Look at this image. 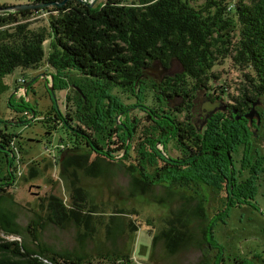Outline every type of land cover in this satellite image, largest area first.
<instances>
[{
  "label": "trees",
  "instance_id": "obj_1",
  "mask_svg": "<svg viewBox=\"0 0 264 264\" xmlns=\"http://www.w3.org/2000/svg\"><path fill=\"white\" fill-rule=\"evenodd\" d=\"M62 1L33 0L32 3ZM195 1L105 0L104 3L90 7L89 1L69 0L62 8L53 6L37 10L56 13L50 17L49 30L29 29L28 18L34 15L30 10L0 14V99L10 90L5 78L18 68H40L46 59L44 44L52 40L46 62L54 71L51 74L54 90L67 91V107L72 105L73 110L61 113L56 101L53 111L47 114L43 122H53L57 128L61 127L70 135V139L73 138L71 143L76 147L69 149L71 153L81 149L83 141L80 135L85 132V124L89 127L88 145H93L109 156L116 152L105 146L115 144L112 140L117 136L114 116L122 112L124 107H119L117 111L111 109L114 101L120 104L119 95L113 96L112 93L118 89L117 86L120 93L132 95L138 88L141 89L139 79L148 58L161 57L167 62L171 58L178 59L185 72L196 79L202 88H206L210 79L215 77L212 69L216 61L229 59L232 66L243 74V83L238 87L240 98H244L247 105L259 99L264 100V0H205V4L198 9L192 5ZM31 107L24 97L19 100L16 95L8 98V109L24 125L34 119L31 118ZM231 120L235 121L234 118ZM73 122L78 123L76 130L72 126ZM0 126L7 127V122L0 119ZM170 128L172 126L167 127ZM218 137V133L214 132L206 140V146L212 147L222 142ZM16 138L15 134L0 131V147L3 149L0 154L5 156L1 163L6 164V176L1 177L0 169L2 192L5 191L4 187L14 184L16 180V157L10 149ZM127 138L128 135L118 137L123 145ZM227 142L230 149L226 150L223 159H205L196 168V165H192L188 170L180 172L162 169L151 176L146 174L149 163L143 159L141 151L143 158L138 161V167H134L138 168L140 179L133 186L146 192L159 183L184 186L195 179L208 187L220 189L225 176L233 178L237 173L241 179L238 185L233 184L236 201L252 200L257 195L259 177L264 175V161H250L248 154L252 152L244 150L240 166L237 167L234 155L243 143L233 135L227 137ZM71 156L65 169L90 168L88 171H91L89 174L92 177L102 173L99 165L90 164V154ZM97 156L101 157V154ZM99 157L97 159H101ZM156 164L154 161L151 166ZM36 175L32 173L33 178ZM71 197L73 205L70 208L59 197H48L47 210L50 215L46 223L63 228L74 222L80 229H85L84 234L80 235L81 241H85V233L93 230V213L85 210L88 195L74 183ZM2 200L0 197V205ZM232 208L225 209L218 217L228 219ZM15 219V215L3 211L0 206V264H131L129 257L112 253L81 257L69 252L54 251L40 242V232L46 227L41 218L39 221L33 220L27 227L38 248V251L31 250L19 241L7 239L20 234V226ZM181 226L184 227L183 224ZM213 227L211 223L210 236L214 234ZM181 232L176 224H172L162 234L171 254H175L185 243V236ZM233 264H238V261Z\"/></svg>",
  "mask_w": 264,
  "mask_h": 264
},
{
  "label": "rangeland",
  "instance_id": "obj_2",
  "mask_svg": "<svg viewBox=\"0 0 264 264\" xmlns=\"http://www.w3.org/2000/svg\"><path fill=\"white\" fill-rule=\"evenodd\" d=\"M32 1L0 0V8L31 4ZM230 1L238 0L226 2ZM104 2L105 0H96L94 6ZM203 4L205 0H196L192 5L198 9ZM33 12L34 15L28 18L29 29L49 30L50 17L55 13L47 12L48 15L38 17L40 15L37 13L45 11ZM3 13L19 12H0ZM33 16L35 17L31 20ZM51 42L52 40H49L44 44L46 59L50 53ZM46 59L40 68H18L5 78L10 90L0 99V119L6 122L17 121V115L8 109V98L18 86H23V83H17V80L24 79L25 83H29L39 75L54 73ZM181 70L182 67L174 61L171 72ZM212 74L215 76L212 81L214 88L220 90L223 87L229 96H237L238 87L243 83V74L232 66L231 60L218 59ZM49 83V76L46 79L40 77L28 89L27 98L21 89L16 95L17 100L21 97L28 99L34 114L32 121L27 125L0 126V131L17 136L10 147L16 157V180L14 184L4 187V192L0 191V197L3 198L1 209L15 215V221L20 226V234L13 236L17 238L15 240L31 250L38 251L27 227L33 220L39 221L41 218L42 223L46 224L39 235L41 243L54 251L69 252L81 257L112 253L129 257L131 264H233L235 261H238V264H264V175L259 177L257 183L256 202L232 208L228 219L220 218L224 219V223L218 222L214 217L223 209H227L222 202L224 195L216 196L206 186L198 187L197 194L192 189L179 188L171 183H159L149 191L142 192L133 186L140 179L138 168H134L139 164V160L136 161L137 143H134L128 155L125 158L122 155L121 159L118 158L121 150L111 153L110 156L104 153L99 157L83 144L80 147L82 150L71 153L69 149L76 147L71 143L73 138L70 139V135L68 136L61 127L57 128L53 122H43L54 107V101L47 89V86L51 87ZM54 94L61 113L66 114L73 110L72 105L67 107V91L57 89ZM122 99L128 104L134 101L127 100L124 95ZM259 100L262 102L261 110L264 111V100ZM201 102L202 100L199 105ZM129 113H132V117L143 118L140 108H134ZM121 117L118 120L120 124ZM76 124L78 123L72 124L74 130ZM76 133L79 135L75 131L74 134ZM139 140L140 138L137 139ZM259 140L264 143V133ZM116 141L117 139L114 140L115 143ZM91 146L93 149V145H88ZM111 146L105 147H110L111 150L117 147L116 144ZM0 151H3L1 147ZM63 153H66V157L61 161ZM72 154H90V164L99 165L102 173L92 177L89 174L91 171H88L90 168L65 169ZM248 157L252 162L255 159L264 161V156L256 154L255 150L251 155L248 154ZM234 158L235 161L242 159V155ZM3 160L5 156L0 154L1 177L6 176V164L1 163ZM150 170L153 172V168ZM33 172L37 173L34 178ZM74 183L87 192L88 205L85 210L93 213V230L85 233V241H81L80 236L84 234L85 229H80L74 222L63 228L50 222L46 223L50 215L47 210L48 197L57 196L70 208L73 205L71 194ZM211 223L214 224L213 236L209 235ZM172 224H176L185 236L184 245H181L175 254L168 251L166 240L162 237Z\"/></svg>",
  "mask_w": 264,
  "mask_h": 264
},
{
  "label": "flooded vegetation",
  "instance_id": "obj_3",
  "mask_svg": "<svg viewBox=\"0 0 264 264\" xmlns=\"http://www.w3.org/2000/svg\"><path fill=\"white\" fill-rule=\"evenodd\" d=\"M174 61L182 67L180 72H171V65ZM139 81L141 82V89L138 88L133 95L120 93L119 86L112 93L113 96L119 95L120 97L119 105L115 101L112 104L111 109L113 111H117L119 107H124V110L120 112L123 113L135 106L140 108L143 115V118H137L132 117V113L127 112L122 115L121 124L117 120L120 113L114 116V128L117 130L115 135L117 136H114L112 140L117 139V143H115L117 147L113 150H121V155L118 158L121 159L123 154L125 158L130 147L137 143L136 161L143 157L146 159L147 164L149 163L146 169L147 175H155L162 169H174L180 172L188 170L192 165H196L194 167L196 168L205 159L210 161L223 159L226 150L230 149L227 142L229 135H233L236 140L243 143L241 147L236 149L238 153L234 157L237 155L240 157L244 150L249 152L255 150L256 154L264 156L262 154L264 153V143L259 140L264 133V111L261 110L263 107L256 108L260 115V124H257L255 120L250 123L245 115L251 111L253 103L247 105L244 98H240L239 92L236 97H231L226 94L223 87L220 90L214 88L212 86L213 79H210L206 88L200 87L201 85L197 80L185 72L182 63L176 58H171L169 62L161 57L148 58L144 63ZM122 95L127 100L134 101L128 104L123 101ZM217 102L218 104L223 102L226 104L225 112L218 111L204 122L205 117L210 116L211 105ZM231 118H234L235 121H232ZM168 126H172V128L167 129ZM88 128L87 124L83 126L85 132L81 134L82 144L93 153L104 154L98 148L93 147L91 149L92 146L88 147ZM214 132L218 133V138L222 142L212 147L206 146V140ZM124 135H128L129 138L125 145H123V141L118 139ZM247 135H249L248 142L246 141ZM139 138H141L140 142L137 141ZM141 142L143 145H140ZM171 150L172 152H170ZM154 161L157 164L151 166ZM240 161L241 158L235 161L237 167L240 166ZM150 168H153V172ZM240 177L241 175L237 173L233 178L225 176L222 179L223 185L220 189L219 187L217 189L208 187L195 179L188 185L179 184L177 186L192 189L197 194L199 193L198 187L206 186L216 196L224 195L222 202L225 203V208L252 205L256 202L257 195L246 202L236 201L237 195L233 184L238 185ZM180 182L183 183V181ZM220 214H215L214 217L219 220L218 222L223 221L224 223V219L220 220L218 217Z\"/></svg>",
  "mask_w": 264,
  "mask_h": 264
},
{
  "label": "water",
  "instance_id": "obj_4",
  "mask_svg": "<svg viewBox=\"0 0 264 264\" xmlns=\"http://www.w3.org/2000/svg\"><path fill=\"white\" fill-rule=\"evenodd\" d=\"M69 0H64L62 2H57V3H40V4H35V3H31V4H24V5H18V6H14V7H11V8H6V9H2L0 8V12H3V11H15V12H23V11H26V10H30V11H34V10H38V9H45V8H50V7H53V6H56L58 8H62L65 4H67ZM90 2V7H93L94 6V2L96 0H87V1H84V0H80V2ZM50 77V86L51 87H48L47 86V89L51 95V98L54 102H56V96L54 94V86H53V82H54V79L51 75H47V74H43V75H39L37 78H35L34 80L30 81L29 83H24L22 88L21 86H18V88L11 94L10 98L17 95L19 90L21 89L24 93V96L27 97L28 95V89L31 87V85H34V83L40 78H44L46 79L47 77ZM20 90V91H21ZM28 102V99L26 100ZM261 100H257L256 102L253 103V106H252V109L251 111L245 115L246 119L252 123L254 120L257 122V124H260V115L259 113L257 112L256 108L258 106H261ZM211 111H210V116H206L205 119H204V122L207 121V119H209L210 117H212V115L214 113H217L218 111L220 112H225V109H226V104L223 102V103H220L218 104L215 103L214 105H211ZM32 115H34L32 113ZM121 117L118 116L117 117V120H119V118ZM119 122V121H118ZM23 122H19V121H7V125H22ZM120 124V122H119ZM12 155V154H11ZM124 155V154H123ZM66 157V153H63L62 154V157H61V161H63ZM232 168V167H231ZM8 240L10 241H14L15 239H17L16 237H7ZM18 241V240H16Z\"/></svg>",
  "mask_w": 264,
  "mask_h": 264
},
{
  "label": "built area",
  "instance_id": "obj_5",
  "mask_svg": "<svg viewBox=\"0 0 264 264\" xmlns=\"http://www.w3.org/2000/svg\"><path fill=\"white\" fill-rule=\"evenodd\" d=\"M45 13V14H44ZM47 12H42L41 14L40 13H37V15H40V16H38V17H43V16H46V15H48V14H50V12L48 13V14H46ZM53 15H56V13L55 14H53ZM35 16H33L32 18H31V20L34 18ZM29 21V20H28ZM25 83V81H24V79H21V80H19V81H17V83Z\"/></svg>",
  "mask_w": 264,
  "mask_h": 264
},
{
  "label": "bare ground",
  "instance_id": "obj_6",
  "mask_svg": "<svg viewBox=\"0 0 264 264\" xmlns=\"http://www.w3.org/2000/svg\"><path fill=\"white\" fill-rule=\"evenodd\" d=\"M18 81V80H17ZM22 95V94H21Z\"/></svg>",
  "mask_w": 264,
  "mask_h": 264
}]
</instances>
